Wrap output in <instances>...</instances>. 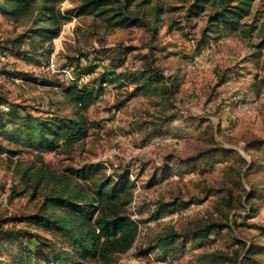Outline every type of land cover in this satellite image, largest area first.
I'll use <instances>...</instances> for the list:
<instances>
[{
	"label": "rangeland",
	"instance_id": "1",
	"mask_svg": "<svg viewBox=\"0 0 264 264\" xmlns=\"http://www.w3.org/2000/svg\"><path fill=\"white\" fill-rule=\"evenodd\" d=\"M81 1L62 0L56 8L63 12L73 9ZM192 1L151 0L141 6L148 23L141 28L109 27L93 16H73L62 24L50 47L46 43L43 51L36 49L34 54L31 51L32 60L0 52V95L33 117L44 121L54 117L76 118L83 120L87 129V135L72 147L61 146L46 152L8 143L0 137V143L8 150L17 151L0 155L1 218L33 213L40 201L42 184L37 183L39 196H32L31 187L37 178L34 175L23 178L21 171L26 167L30 168V174L38 167L51 171L54 175L51 180L59 177L76 180V184L89 195L93 179L118 181L119 174L127 170L134 185L129 188L132 199L124 210L139 221L138 235L128 251L114 255L105 264H244L242 256L250 246L263 247L256 258L264 264L263 171L253 168L243 176L248 165L236 164L239 168L243 166L240 175L245 191L236 189L227 181L233 207H224L225 215H220L217 207L225 193V170L235 158L205 166L203 174L199 172L201 169L188 172L182 168L180 173L165 179L158 175L166 167H172L176 158H185L196 154L200 148L211 146L208 145V135H212L216 145L238 151L247 162L250 155L243 150L245 144L256 138L264 139V45L257 46L262 40L260 27L264 22V0L253 1L251 14L241 21L239 30L220 27L201 49H198L197 42L214 7L208 5L198 16L186 17V9ZM252 25L256 26L252 31H243ZM31 26L29 16L15 20L0 13V42ZM120 44L132 49V53L126 56L124 69L140 68L145 57L154 63L167 81L176 76L177 91L170 101L177 115L166 126L176 136L147 138L150 122L169 110L163 103L162 106L158 103L156 95L128 97L135 84H109L104 95L93 94L85 107L72 101L64 92L67 81L61 72L63 69L73 72L77 64L82 67L92 62L97 68L87 79L96 77L107 64V53L103 51ZM21 47L29 50V42ZM50 48L51 51L47 52ZM55 48L58 50L59 71L52 72L46 69V61ZM69 56L79 58V62L69 64ZM193 63L197 65L192 66ZM16 72H27L37 80L47 82L21 79L14 75ZM253 102H256L253 113L244 115L240 106ZM226 104L230 105L229 112L223 111ZM185 117L192 120L185 123ZM203 129L208 130L206 135H201ZM250 154L258 157L261 153L253 151ZM90 165L100 170L93 179H80L74 175L75 170ZM155 172L158 178L153 181ZM251 185L260 193L254 200L245 202ZM174 198L190 203L184 208L163 212L157 219L151 218L158 202H169ZM208 219L221 222L223 230L210 234L208 241L201 245L187 244L182 252L167 257H163L161 249L153 245L155 237L170 226L182 233L193 222ZM16 227L48 239L52 249L67 247L65 240L53 231L29 228L21 222H16ZM219 251L231 260L223 257L216 260V255L212 254ZM3 258L9 260L10 256ZM74 264L104 263L89 257L75 260Z\"/></svg>",
	"mask_w": 264,
	"mask_h": 264
},
{
	"label": "trees",
	"instance_id": "2",
	"mask_svg": "<svg viewBox=\"0 0 264 264\" xmlns=\"http://www.w3.org/2000/svg\"><path fill=\"white\" fill-rule=\"evenodd\" d=\"M62 0H0V13L13 19L30 17L32 26L15 37L0 42V52L14 53L20 58L32 60L31 51H43L44 45L49 46L59 35L63 23L69 21L73 16H93L101 19L109 27H144L148 23L144 19L146 12H141V6L150 3L151 0H82L73 9L61 12L56 8ZM254 0H193L186 9V17H196L210 5L214 10L208 15L207 23L201 32L197 42L198 49H201L208 42L210 35L216 33L220 27L230 31H237L241 27V21L249 16L252 11ZM256 26L243 29L249 33ZM262 37L258 47L264 45V22L260 27ZM29 42V50L22 49V45ZM50 47V46H49ZM51 51V48L46 50ZM107 53L105 59L107 64L102 71L91 79H87L94 73L97 66L90 62L86 66L77 64L72 72L73 79L67 81L64 92L71 97V100L80 106L85 107L90 102L93 94H102L104 86L113 84L123 86L128 83L135 84L134 91L128 97L137 94L157 96L169 112L160 113L158 118L150 122V130L147 138L175 135L166 127L176 119L177 111L170 101L174 92L177 91V78L170 80L162 75L160 70L154 66L150 59L142 58L143 64L134 70L124 69L126 56L132 53L129 46L120 44L114 48L103 51ZM42 55V52L39 53ZM69 64L79 58L67 57ZM38 61V60H36ZM48 60L46 61V63ZM16 77L26 80L47 82L37 80L27 72H16ZM83 80L80 84L77 82ZM166 82L168 84H166ZM52 83V82H50ZM163 108V107H162ZM192 120L185 117L183 122ZM199 126V125H198ZM207 129L201 130V135H206ZM87 135V129L83 120L76 118L54 117L50 120H41L33 117L24 111L18 104L0 95V137L8 143L32 147L39 152L53 151L61 146L70 148L74 143L82 140ZM209 136L207 148L196 154L188 155L185 158H176L172 167H166L158 174L160 179L170 177L172 174L180 173L182 168L192 172L201 169L203 174L205 166H212L219 162H226L234 159L225 170L224 178L225 193L222 194L217 211L225 215V208H232L233 198L231 188L226 185L227 181L232 183L236 189L245 191L242 185L241 168L236 164L248 165L243 172L246 173L255 168L264 172V139L256 138L248 141L243 150L250 155L247 162L238 151L232 148L216 145L212 135ZM173 137V136H172ZM253 151H260L258 157L250 154ZM16 153L15 150H8L0 143V155L2 153ZM40 157V156H39ZM42 161V160H41ZM237 161L236 163H234ZM30 168L26 167L21 171V176L30 178L34 175L37 178L36 184L31 189L32 196L38 195V185L43 187L40 191V201L33 213L14 216L13 218H1L0 216V264H74L75 260L97 258L104 264L109 263L116 254L128 251L136 241L138 235V220L125 213V206L132 199L129 188L134 185L128 178V171L119 174L118 181L93 179L99 172L95 165L81 167L74 171V175L80 179H93L91 194L84 192L81 185L71 178H54L51 171H45L42 167L35 168L31 174ZM154 173L153 181L158 175ZM52 181V182H51ZM38 183V185H37ZM250 191L245 202H250L258 197L260 193L250 186ZM13 192V191H12ZM96 203V204H94ZM189 201H179L174 198L169 202H158L152 219H157L163 212L173 208H184ZM254 209V208H253ZM255 210V209H254ZM16 222H21L31 227L43 228L60 235L66 242V249H52L49 240L38 234H32L26 228L16 227ZM10 223V225H9ZM12 223V224H11ZM228 227V224H224ZM223 230L221 222L204 220V222H193L181 233L173 226L155 237L154 247L161 249L163 257L172 253L182 252L187 244L201 245L208 241L212 233L218 234ZM262 246H250L244 251L242 260L244 264H262L256 258L262 250ZM225 253L214 252L216 260L223 257L231 260ZM10 256L5 260L3 256ZM241 255L238 253L236 258ZM235 258V259H236ZM233 260L237 263V260ZM77 263V262H76Z\"/></svg>",
	"mask_w": 264,
	"mask_h": 264
},
{
	"label": "built area",
	"instance_id": "3",
	"mask_svg": "<svg viewBox=\"0 0 264 264\" xmlns=\"http://www.w3.org/2000/svg\"><path fill=\"white\" fill-rule=\"evenodd\" d=\"M57 49L55 48L54 49V52L51 54L48 62L46 63V69L52 71V72H57L59 71L58 69V64H57V61H56V55H57ZM196 66L197 64L196 63H193L192 66ZM61 72H63L65 74V79L66 81L70 80V79H73L74 78V75L73 73L71 72V70L69 69H63ZM83 80H79L77 83L80 84ZM109 86V85H105L104 86V89L103 91L105 90V88ZM103 93V92H102ZM104 95V93H103ZM256 104V102H253L252 104H248L250 105V107L246 104V105H242L240 106V109L241 111L243 112L244 115H251L253 113V110H254V105ZM230 110V105L229 104H226L223 106V111L225 112H229Z\"/></svg>",
	"mask_w": 264,
	"mask_h": 264
}]
</instances>
